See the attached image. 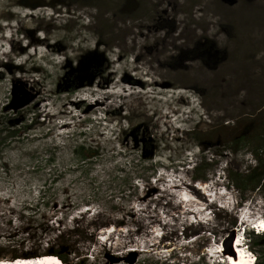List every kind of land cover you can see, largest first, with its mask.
Instances as JSON below:
<instances>
[{
    "label": "rangeland",
    "instance_id": "rangeland-1",
    "mask_svg": "<svg viewBox=\"0 0 264 264\" xmlns=\"http://www.w3.org/2000/svg\"><path fill=\"white\" fill-rule=\"evenodd\" d=\"M137 1L0 0V261L231 264L232 233L254 264L264 198L223 172L253 161L195 138L264 101V0Z\"/></svg>",
    "mask_w": 264,
    "mask_h": 264
},
{
    "label": "trees",
    "instance_id": "trees-1",
    "mask_svg": "<svg viewBox=\"0 0 264 264\" xmlns=\"http://www.w3.org/2000/svg\"><path fill=\"white\" fill-rule=\"evenodd\" d=\"M119 12L128 14V12L136 10L138 6L137 0H121ZM220 46L215 43L206 42L193 52L203 62L210 63L212 59L222 58ZM76 80L74 79L70 88L69 94L76 92ZM263 95V92H262ZM261 95V96H262ZM258 107L253 108L249 112L241 113L234 117L232 122H222L214 127L202 130L199 136L196 137V149L200 150L202 155L208 151L206 144L214 146L220 151L215 153L216 157H221L223 154H231L233 156H244L248 154L253 164L248 165L243 171H229L225 169L223 172L227 175L230 186L238 193L241 201H246L252 194H258L264 198V101ZM195 133V130H192ZM199 138V139H198ZM205 145V146H204ZM212 160L203 156L202 161L196 162L192 166L194 176L191 181L194 183L207 182V176L213 170ZM241 203V202H240ZM231 227L236 226V221L230 223ZM248 239L247 244L250 250L255 254L254 264H264V234H255L253 231L246 233ZM68 253L62 248L54 251V256L64 264H72L67 257ZM52 255V257H54ZM19 259V258H18ZM197 259V263L202 264V261ZM2 261V260H1ZM138 264H148L140 262ZM158 264V263H157Z\"/></svg>",
    "mask_w": 264,
    "mask_h": 264
},
{
    "label": "bare ground",
    "instance_id": "bare-ground-1",
    "mask_svg": "<svg viewBox=\"0 0 264 264\" xmlns=\"http://www.w3.org/2000/svg\"><path fill=\"white\" fill-rule=\"evenodd\" d=\"M256 223V222H255ZM258 228L259 226L261 227H264V218L261 219L260 221H258V225H256ZM264 231V229H262V232ZM234 238V237H232ZM239 241H236V243H234V250L232 249H229V248H225L224 246L222 247V251H227L228 252V255L230 256L231 258V264H250L249 263V260H248V257H244L242 254H241V247L238 243ZM233 244V243H232ZM226 246V245H225ZM40 257L41 260L37 261V262H29V261H23L22 263L20 262L19 259H16L19 260L17 262H19V264H52L54 262V259L49 256L47 253H43V254H40L38 256H36V258ZM55 258V257H54ZM30 259V258H29ZM27 258H22V260H29ZM58 260V259H57ZM15 261V260H14ZM15 261V262H16ZM3 262H7V261H0V264H3ZM39 262V263H38ZM7 264H16V263H9L7 262Z\"/></svg>",
    "mask_w": 264,
    "mask_h": 264
},
{
    "label": "water",
    "instance_id": "water-1",
    "mask_svg": "<svg viewBox=\"0 0 264 264\" xmlns=\"http://www.w3.org/2000/svg\"><path fill=\"white\" fill-rule=\"evenodd\" d=\"M233 234L231 233V236L230 237H228L227 239H226V243L224 244V247L225 248H229V249H232V250H234V247H233V245H232V241H233ZM226 245V246H225ZM228 255V252L227 251H223L222 253H221V256L224 258L225 256H227Z\"/></svg>",
    "mask_w": 264,
    "mask_h": 264
},
{
    "label": "built area",
    "instance_id": "built-area-1",
    "mask_svg": "<svg viewBox=\"0 0 264 264\" xmlns=\"http://www.w3.org/2000/svg\"><path fill=\"white\" fill-rule=\"evenodd\" d=\"M252 260H253V259H252ZM250 263H252V261H251Z\"/></svg>",
    "mask_w": 264,
    "mask_h": 264
}]
</instances>
